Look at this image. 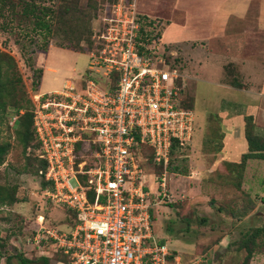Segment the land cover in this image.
<instances>
[{
  "label": "built area",
  "instance_id": "built-area-1",
  "mask_svg": "<svg viewBox=\"0 0 264 264\" xmlns=\"http://www.w3.org/2000/svg\"><path fill=\"white\" fill-rule=\"evenodd\" d=\"M97 16L81 77L31 94L42 193L71 220L61 228L36 216L32 244L65 264H188L151 228L152 207L172 200L170 151L192 135L184 76L138 41L133 0H114Z\"/></svg>",
  "mask_w": 264,
  "mask_h": 264
},
{
  "label": "rangeland",
  "instance_id": "rangeland-1",
  "mask_svg": "<svg viewBox=\"0 0 264 264\" xmlns=\"http://www.w3.org/2000/svg\"><path fill=\"white\" fill-rule=\"evenodd\" d=\"M38 1L51 7L53 11L49 20L51 33L45 39L40 38L38 34L24 37L22 32L17 33V28L10 30L11 32L0 29V50L13 57L14 70L21 81L22 87L16 84L15 89L20 87L23 96L29 100L31 94L38 89L42 66L51 68L44 70L41 83L44 89L60 87L65 80L81 77L87 65L88 52L93 47L89 33L91 35V32L98 27L97 15L114 2V0H35V3H40ZM133 1L140 28L138 41L146 47H157L163 59L174 65L184 74V77L186 76L182 82V104L191 109L194 116L189 143L171 155V164L178 169H184L185 175L174 173V170L169 171L167 187L172 200H161L152 207L153 236L164 240L168 249H173L174 252V250H180L182 243L185 242L184 238L195 235L194 229L199 217H205L208 220V215L218 213L214 208L217 200L213 195L203 191L206 177L202 174L201 167H198L199 163L205 164L211 160L212 152L208 149V146H212L211 141L203 140L199 144V139L201 141L202 136L204 137L207 132L212 133L213 139L222 127L226 128L227 124L222 122L223 116L219 114L223 111H226L228 116L236 114L232 105L225 104V100L233 99L240 94L239 90L234 93V90L227 86L224 73L220 78V85L214 77L208 76L205 72H199L198 77L193 78L194 73L198 71V63L200 65V53H198L200 50L197 49L204 41L163 42L160 40L164 25L181 19V13L174 9L175 0ZM257 2L258 0H249L246 17L243 19H229L223 38L210 41V47L219 48L225 56L236 50L238 60L246 57L262 60L264 31L256 28ZM148 21L151 24H148ZM66 37L69 40L72 39L70 45L66 43ZM147 38L150 42L144 43L143 41ZM14 39H17V44L13 42ZM41 47H49L46 54L45 51H38ZM232 47L234 48L231 50ZM194 49L198 52H194ZM228 58L229 55L225 59L228 60ZM230 63L231 73H235L239 81L242 80L243 74L237 71L239 64ZM34 68L41 69L40 77L32 73ZM7 105V111L0 112V142L8 144L4 162L0 165V185L13 186L16 200L11 204L0 205V264H4L5 255L16 253L32 260L33 264H42L37 261L38 257L43 256L39 252L41 248L34 247L32 244V237L38 226L36 216H42L44 225L60 227V224L70 223V213L63 207L51 204L43 196V187L36 173L39 163L32 158L31 150L25 149L21 144L20 138L24 129L14 122L16 115L11 111L12 99L8 100ZM234 123L235 121L232 126L238 127V123ZM190 172L192 176L188 177ZM176 192L183 193L184 198L174 201ZM209 197L213 201L211 204H208ZM209 206H212L214 210H210ZM260 208L263 210L264 204H261ZM199 213H201L200 216ZM201 223L204 226L208 222ZM201 223L199 224L202 225ZM239 228L245 229V226L240 224ZM263 244L264 236L259 235L255 245L261 247ZM46 250L50 251V248ZM47 258L48 264H65L58 253ZM10 264L18 263L12 257Z\"/></svg>",
  "mask_w": 264,
  "mask_h": 264
},
{
  "label": "crops",
  "instance_id": "crops-1",
  "mask_svg": "<svg viewBox=\"0 0 264 264\" xmlns=\"http://www.w3.org/2000/svg\"><path fill=\"white\" fill-rule=\"evenodd\" d=\"M248 2L249 0H175L174 9L181 13V19L164 25L160 33V40L163 42L204 41L197 49L200 52L194 49V52L200 53V65L198 63V71L194 73L193 78H197L199 72H205L208 76L214 77L220 85V78L224 73L227 86L232 88L234 93L239 90L240 94L238 97L225 100V104L232 105L236 114L228 116L226 111L219 114L223 116L222 122H226L224 124L227 125L225 129L222 127L219 130L216 139L210 140L212 135L210 132L205 133L201 141L199 139V144L203 140L211 141L212 146L207 145L212 152L211 160L205 164L199 163L198 167H201L202 174L206 177L203 191L213 195L217 200L214 208L218 213L211 214L212 216L208 213V220L199 217L196 220L195 235L184 238L185 242L182 243L180 250H174V253L188 264H238L244 254L243 249L238 247L241 233L246 229L260 226L264 219V209L260 208L263 204L261 199L264 198V159L248 158L243 168L234 166L239 163L241 154L247 151L243 132L246 117H249L253 124V133L264 138V56L262 60L255 57L238 60L235 50L228 54L229 58L226 60L228 55L225 56L219 48L210 47V41L223 38L229 19L246 17ZM256 10V28L264 31V0H258ZM46 52L47 50L45 54ZM230 62L239 64L237 71L243 74L242 80L239 81L235 73H225L224 65L228 63L231 66ZM47 69L51 68L42 66L37 89L39 92L59 88L41 87L44 70ZM182 75L184 76L183 73ZM229 80L240 85H233ZM234 121V124L238 123V127L232 126ZM169 174L168 172L167 183ZM183 193H174V201L183 199ZM203 195L205 196L204 193ZM210 198L208 204L213 202ZM209 207L208 209L214 210L212 206ZM203 221L208 223L203 226L201 223ZM240 224H243L245 229L239 228ZM66 225L63 223L59 226L63 228ZM249 264H264V244L261 247H254Z\"/></svg>",
  "mask_w": 264,
  "mask_h": 264
},
{
  "label": "trees",
  "instance_id": "trees-1",
  "mask_svg": "<svg viewBox=\"0 0 264 264\" xmlns=\"http://www.w3.org/2000/svg\"><path fill=\"white\" fill-rule=\"evenodd\" d=\"M52 14L53 11L51 7L46 6L41 2L37 4L35 3V0H0V29H7L9 32H11L14 28H17V33L22 32V36L24 37H31L33 34H38L40 35V38L45 39L46 36L51 33L49 20L50 17H52ZM148 24H151V22L148 21ZM62 30L63 29H61V31ZM139 30L140 28L138 29V33ZM66 38V43L70 45V41L72 39L69 40L68 37ZM13 42L17 44V39H14ZM143 42L149 43L150 39L147 38ZM39 50L46 51L47 48L41 47L38 49V51ZM72 50L76 51V49ZM138 50H143L142 46H138ZM14 67L15 61L13 57H11V55L7 54L5 51L0 50V112L5 113L7 111V102L9 99H12L11 111L14 115H16L14 122L22 126L24 129L20 138L21 144L25 149L31 150L32 158H34L39 163L36 169L37 173L38 169L43 166V162L37 159L35 156L37 142L31 127V102L29 99L23 96L24 94L22 93L20 87H17V89H15L16 84L21 87L22 85L19 76L15 73ZM230 67L231 66L228 63L224 65L226 74L231 73ZM32 73H36V76L40 77L41 69L34 68L32 69ZM229 82L233 85H240L233 80H229ZM182 106L184 105L182 104ZM243 132L247 144V151L241 154L239 163H237V165H234L235 167L239 168H243V164L248 158L264 159V138L253 133V124L249 117H246L245 119ZM211 137L212 135H210V140L213 141L217 136H215L213 139ZM7 150L8 144L0 142V165L4 162V157L7 153ZM178 150L181 149H176L174 143V151ZM174 151H170V155H172ZM171 170H174V173L182 175H185L186 172L184 169H178L177 167L173 166V164H171L170 158L168 172ZM39 178L40 185L44 188L47 183L43 181L40 176ZM15 200V188L13 186L10 187L7 185H0V205L11 204ZM261 202L264 204V198L261 199ZM259 235L264 236V220L262 225L249 228L241 233V237L238 241V247L243 249L244 254L239 261V264H249L251 253L256 246L255 240ZM12 257L16 259L18 264H33L32 260L23 257L19 253L13 255H5L4 264H10V259ZM37 261L42 264H48V258L44 256L38 257Z\"/></svg>",
  "mask_w": 264,
  "mask_h": 264
}]
</instances>
